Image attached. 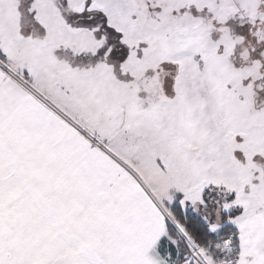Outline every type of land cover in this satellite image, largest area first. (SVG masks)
<instances>
[{
  "label": "snow or ice",
  "instance_id": "6c2138e0",
  "mask_svg": "<svg viewBox=\"0 0 264 264\" xmlns=\"http://www.w3.org/2000/svg\"><path fill=\"white\" fill-rule=\"evenodd\" d=\"M0 264H264V0H0Z\"/></svg>",
  "mask_w": 264,
  "mask_h": 264
}]
</instances>
